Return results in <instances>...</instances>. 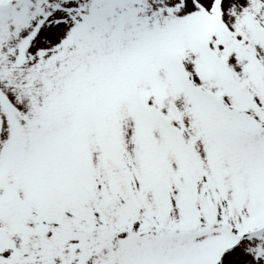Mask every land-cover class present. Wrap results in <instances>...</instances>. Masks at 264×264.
Segmentation results:
<instances>
[{
    "label": "snow or ice",
    "instance_id": "1",
    "mask_svg": "<svg viewBox=\"0 0 264 264\" xmlns=\"http://www.w3.org/2000/svg\"><path fill=\"white\" fill-rule=\"evenodd\" d=\"M0 264H264V0H0Z\"/></svg>",
    "mask_w": 264,
    "mask_h": 264
}]
</instances>
